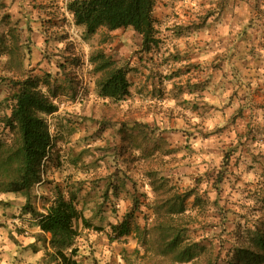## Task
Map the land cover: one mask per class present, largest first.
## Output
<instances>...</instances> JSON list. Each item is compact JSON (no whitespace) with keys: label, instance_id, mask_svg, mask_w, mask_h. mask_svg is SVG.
Instances as JSON below:
<instances>
[{"label":"rangeland","instance_id":"1","mask_svg":"<svg viewBox=\"0 0 264 264\" xmlns=\"http://www.w3.org/2000/svg\"><path fill=\"white\" fill-rule=\"evenodd\" d=\"M155 1L156 23L163 22L156 27L161 44L147 54L132 28L101 29L87 38L70 22L68 0H0V101L12 102L8 81L18 76L25 54L24 74L42 79V91L59 108L46 118L54 147L43 162L42 182L32 189V203L44 214L59 192L66 198L76 194L77 208L91 224L77 223L79 264H224L218 261L223 243L226 248L245 246L246 229L262 216V121L258 127L242 92L229 97L230 89L220 88L224 78L214 77V64L186 65L181 44L171 42L168 33L171 22H225L230 17L253 28L260 16L264 20V3L248 0V12L252 8L255 17L244 21L250 19L242 11L244 0ZM171 47L179 53H171ZM5 48L16 51L9 65L15 73L6 72ZM99 53L129 70L126 101L99 96L96 83L102 72L91 61ZM221 63L220 74L228 77L230 68ZM232 117L241 119L236 123ZM135 123L145 130L134 132ZM235 146L229 173L215 188L222 159ZM192 191L199 193V201ZM174 196L184 199V213L174 216L187 230L180 248L199 245L191 263L167 254L154 229L158 216L171 215L169 198ZM0 201V264H59L50 235H43L34 217L22 211L26 197L2 195ZM127 216L132 231L117 239L112 226Z\"/></svg>","mask_w":264,"mask_h":264},{"label":"trees","instance_id":"2","mask_svg":"<svg viewBox=\"0 0 264 264\" xmlns=\"http://www.w3.org/2000/svg\"><path fill=\"white\" fill-rule=\"evenodd\" d=\"M155 6V0H68L66 4L67 12L73 17L74 24L77 28L83 29L87 38L95 36L101 29L112 33L132 28L141 36L142 50L147 54L154 52L161 44L157 37ZM5 51L3 54L7 57L6 72L15 73L14 68L10 69L9 65L12 61L11 54L16 55V51L13 48H5ZM24 55L21 54L19 62L21 71H17L18 76L8 81V88L11 89L9 100L12 102L9 105L5 101H0V196H25L26 203L22 211L34 217L43 235H50L49 244L54 250L53 259L59 264H79L75 259L78 254L75 246L79 235L77 223L82 221L86 227H91V224L77 208L76 194L71 192L69 198H66L59 192L44 214H39L32 203V189L42 182V175L45 172L43 162L45 158H50L51 149L54 147L46 118L56 113L59 108L52 97L42 91V79L24 74ZM91 61L95 63L96 71L102 72L96 83L99 96L118 102L126 101L131 93L129 70L117 66L115 61L104 53L92 57ZM221 61L227 59L223 58ZM2 82L1 80L0 83ZM245 107L254 112L250 102L246 103ZM242 109L244 111V108ZM240 119L233 118L236 123ZM131 126L136 133L145 130L136 123ZM243 136L245 135L239 138L242 140ZM4 138H8V142H5ZM237 150L238 146L232 147L224 155L218 176H215V188L220 187L218 185L223 183L226 174L229 173L231 155ZM261 177L264 181V171ZM260 185L262 187L258 188V199L263 202V209L259 210L262 216L254 223L253 228L246 229L245 246L226 248L223 243L222 250L228 249L224 258L226 261L222 258V250L218 261H224V264H264V182ZM157 189H160V185ZM191 193L198 201L201 199L199 193L194 191ZM169 201L172 204L167 214L171 215L163 218L158 216L154 229L160 235L167 254L176 253L182 263H191L196 257L195 248L199 245L180 248L187 230H184L185 226L177 223L175 219L177 217H174L184 213V199L174 196L169 198ZM130 218L131 216H127L123 222L112 226L113 236L118 239L131 233ZM215 262L211 264H218Z\"/></svg>","mask_w":264,"mask_h":264},{"label":"crops","instance_id":"3","mask_svg":"<svg viewBox=\"0 0 264 264\" xmlns=\"http://www.w3.org/2000/svg\"><path fill=\"white\" fill-rule=\"evenodd\" d=\"M247 1L241 3L242 11H247L252 20L251 9L248 12ZM263 2L264 0H256ZM229 3V0H227ZM70 22H74L73 17L67 12ZM233 11V10H232ZM243 11V12H244ZM161 17V16H160ZM263 19V15L260 16ZM252 22L253 28L248 27L249 22H235L232 17L220 22V18H215V22H171L173 31H169L168 37L174 44L180 43L181 55L186 65H210L214 64L216 74L214 77L220 82V88L230 89L229 97L235 93L242 92L246 103H251L256 114L259 133L264 137V20ZM163 22H157L156 27L162 28ZM246 26V27H245ZM171 53H179L178 47L170 48ZM230 59L231 62L221 59ZM222 63H221V62ZM233 62H241L242 66H237ZM220 63L226 65L229 76L220 74ZM239 67V68H238ZM232 70V72H231ZM238 75H233L232 73ZM218 73V74H217ZM236 98V97H234ZM251 112V111H250ZM252 113V112H251ZM264 147V145L262 146Z\"/></svg>","mask_w":264,"mask_h":264},{"label":"built area","instance_id":"4","mask_svg":"<svg viewBox=\"0 0 264 264\" xmlns=\"http://www.w3.org/2000/svg\"><path fill=\"white\" fill-rule=\"evenodd\" d=\"M83 95H84V90L82 89V90L79 92L78 96H77V101H78V103H81V102L83 101ZM48 123H49V122H48Z\"/></svg>","mask_w":264,"mask_h":264}]
</instances>
